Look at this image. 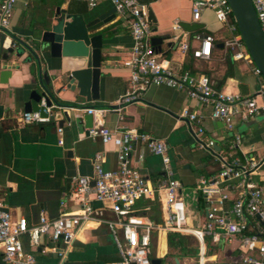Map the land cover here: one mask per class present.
I'll return each instance as SVG.
<instances>
[{
	"label": "crops",
	"instance_id": "1",
	"mask_svg": "<svg viewBox=\"0 0 264 264\" xmlns=\"http://www.w3.org/2000/svg\"><path fill=\"white\" fill-rule=\"evenodd\" d=\"M147 1L143 3L151 8L155 18V24L151 26V41L162 39L160 44L153 45L154 50L173 69L205 75L214 89L225 93L242 97L256 94L259 79L253 75V62L233 57L236 50L224 45L227 33L215 20L211 10H204L200 21L194 22L191 14L194 0ZM88 8L84 2L17 0L7 29L10 35L29 46L38 59L35 60L28 51H24L20 58H13L12 64L17 69L12 71L6 83L0 84V105L3 106V116L0 118V201L14 219L24 218L29 225L37 224L41 213L49 219H55L62 213H75L79 210V204L70 198L72 181L75 177L94 178L92 158L97 152L104 154V169H117L119 133L107 144H102L99 138L89 137L84 122L87 115L85 110L67 111L71 121L65 122L61 128L58 127L61 119V111L58 110H54L58 113L56 118L46 124L27 125L20 122L24 104L29 100L31 92L42 91L39 70L43 84L62 103L119 106L118 100L127 92L129 80V71L121 62L130 53L132 39L128 25L113 11L108 0H101L92 8L91 15L85 16L90 19L111 12V21L97 33L102 36L103 44L102 76L105 83L102 102H86L76 95L77 92L68 90L60 60L52 58L48 50L41 48L43 32L50 29L56 18L62 17V11L80 14L88 12ZM176 23H198L202 27L193 32H186L180 27L179 32L174 31ZM206 34H211L214 39L211 55L209 59H197L193 56V50L198 42L193 37ZM175 35L179 36V41L187 42L188 51L180 49L178 41L174 39ZM10 44V38L6 37L3 47L7 48ZM185 109L203 117L204 136L201 139L213 140L215 151L220 154L224 152L228 144V132L220 122L210 118V108L190 99L183 92L164 86H150L137 102L120 110L103 111L102 122L110 130L118 132L135 128L165 142L171 158L173 177L181 183L183 195L184 186L193 189L192 198L188 200L184 195V199L188 210L194 205L198 216L193 217L189 211L188 225L200 228L205 221L206 202L203 195L195 190L200 178H215L220 166L214 154L198 147V138L194 134L196 125L189 123L183 116ZM234 131L242 138L240 154L253 159L263 155L261 139L264 137V118L260 114L246 121L237 119ZM130 164L153 186L165 179V166L161 157L150 154L140 143L133 147ZM253 182L264 187V165L253 176ZM150 203L155 206L156 212L151 210ZM91 205L98 210L102 208L96 201L91 200ZM136 207L149 221L156 225L162 224L158 202L143 201ZM101 214L103 217L111 216L109 211ZM167 234L162 230L153 232L151 260L159 259L160 264L164 260L167 264L196 261L197 258L178 259L177 256L167 255ZM205 239L209 240V247L206 248L204 240V264H239L242 253L236 240ZM22 242L25 251L35 255L36 264H120L109 232L104 225L96 222L87 224L69 247L57 244L62 256L54 253L39 254L37 249L29 246L26 235L22 237ZM44 244L48 245L47 238H44ZM0 264H5L1 253Z\"/></svg>",
	"mask_w": 264,
	"mask_h": 264
},
{
	"label": "built area",
	"instance_id": "2",
	"mask_svg": "<svg viewBox=\"0 0 264 264\" xmlns=\"http://www.w3.org/2000/svg\"><path fill=\"white\" fill-rule=\"evenodd\" d=\"M28 1V0H26ZM84 2L95 8L101 0H64ZM116 14L129 28L132 47L121 65L128 69V90L118 100V108L137 102L150 86H164L183 92L190 99L210 108V118L220 122L228 132V144L224 152L215 151V143L204 136L201 115L183 110L189 123L196 125L194 134L201 150L214 154L219 162L218 175L212 179L200 178L196 187L206 202V216L200 228L188 225L189 210L182 193L181 183L173 177L171 158L165 142L151 137L135 128L110 130L102 122L101 110H87L93 118V125L87 129L91 138H99L102 144L111 142L119 133L117 169H104V154L97 152L92 158L94 178L75 177L72 181L70 198L80 208L75 213H62L49 219L41 213L37 224L29 225L24 218L14 219L0 201V253L5 264H36V257L24 249L22 237L27 236L29 246L39 254L54 253L62 256L57 244L67 247L87 224L96 222L106 227L120 258V264H151V236L155 231H165L193 236L199 246L198 264H204V240H236L242 253L239 264H264V187L253 182V176L264 165L263 155L259 159L240 154L241 136L234 131L237 119L246 121L256 115L264 118V78L257 67L253 75L259 79L255 95L242 97L214 89L207 76L193 75L188 71H176L170 63L161 58L151 43V26L148 20L149 6L139 0H108ZM264 34V0H250ZM17 0H1L0 30L8 29ZM204 10H211L215 20L227 33L224 45L236 50L235 59L252 60L245 48L228 0H194L191 14L199 22ZM174 31H181L174 25ZM183 33L182 36H184ZM198 46L193 50L197 59H209L213 48V37L195 35ZM178 41L183 52L188 51L187 42ZM41 107H45L42 100ZM49 114L50 109L45 110ZM20 122L24 124H46L49 117L39 112L23 113ZM136 143L161 157L165 166V179L153 186L130 164V155ZM264 146V137L261 139ZM231 195L233 197L231 198ZM91 200L101 204L100 210L91 205ZM156 201L161 211L162 224L156 225L144 217L137 204ZM109 211L110 217L101 213ZM102 216V217H101ZM47 238V244H44Z\"/></svg>",
	"mask_w": 264,
	"mask_h": 264
},
{
	"label": "water",
	"instance_id": "3",
	"mask_svg": "<svg viewBox=\"0 0 264 264\" xmlns=\"http://www.w3.org/2000/svg\"><path fill=\"white\" fill-rule=\"evenodd\" d=\"M232 15L237 24L245 48L254 64L264 78V34L260 28L255 10L250 0H228ZM92 8L88 12L80 14H71L62 11V17H58L50 25V29L43 32L41 37V48L48 50L52 58L61 62L63 77L66 82V88L71 92H77L76 95L84 98L86 102L103 101L105 78L102 76V36L97 34L101 28L111 21V12H107L96 18L86 19L85 16L91 15ZM115 11V9H113ZM148 20L150 26L155 24V18L151 8H148ZM180 27L186 32H193L202 27L201 24H180ZM0 36V84L7 82L13 70L17 66L12 64L13 58H20L24 51H28L35 60L38 61L34 51L10 35L6 29H1ZM6 37H9L11 44L4 48ZM162 39H153L152 45L160 44ZM17 44L19 47L17 48ZM39 82L42 91H32L29 100L24 104V113L39 112L43 117H49L53 121L57 114L55 111H61V119L58 127L70 123L71 117L67 111H87L101 110L111 111L118 106H85L78 104H65L57 100L49 89L43 84L40 70ZM42 100L45 107H41ZM50 109L49 114L45 112ZM55 110V111H54ZM3 116V106L0 105V118ZM86 127L90 129L93 125L91 115L84 117ZM151 264H160L159 259L151 260Z\"/></svg>",
	"mask_w": 264,
	"mask_h": 264
},
{
	"label": "trees",
	"instance_id": "4",
	"mask_svg": "<svg viewBox=\"0 0 264 264\" xmlns=\"http://www.w3.org/2000/svg\"><path fill=\"white\" fill-rule=\"evenodd\" d=\"M139 1L142 3L148 2L147 0H145V1L139 0ZM196 33H200V31H197ZM206 35L211 36V34H206ZM150 205L152 206L151 210H153V212H156L155 206H153L152 203H150ZM149 218H151V216H149ZM205 245H206V248L209 247V240L208 239H205ZM167 246L169 249L167 255H169V256L174 255V256H177L178 259H182V258H195L196 259V258H198V253H199L198 243L190 235H182V234H178V233L168 232V234H167Z\"/></svg>",
	"mask_w": 264,
	"mask_h": 264
},
{
	"label": "rangeland",
	"instance_id": "5",
	"mask_svg": "<svg viewBox=\"0 0 264 264\" xmlns=\"http://www.w3.org/2000/svg\"><path fill=\"white\" fill-rule=\"evenodd\" d=\"M183 192H184V195L187 196V199L189 200L190 198H192L193 196V189L190 187V186H184L183 188ZM189 211L191 212V215L193 217H197V211H196V208L194 207V205H191L189 207ZM195 240V239H194ZM198 259H196V261L194 260L193 263H187V264H198ZM162 264H167L166 260L162 261Z\"/></svg>",
	"mask_w": 264,
	"mask_h": 264
}]
</instances>
